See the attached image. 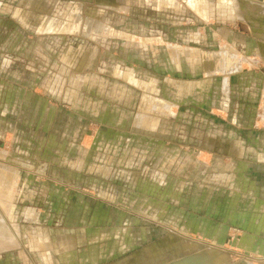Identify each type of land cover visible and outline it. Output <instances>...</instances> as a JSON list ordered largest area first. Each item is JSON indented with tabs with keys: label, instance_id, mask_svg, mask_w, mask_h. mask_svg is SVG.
Wrapping results in <instances>:
<instances>
[{
	"label": "rangeland",
	"instance_id": "374dc122",
	"mask_svg": "<svg viewBox=\"0 0 264 264\" xmlns=\"http://www.w3.org/2000/svg\"><path fill=\"white\" fill-rule=\"evenodd\" d=\"M99 1L0 0V264H44V251L31 242L50 228L77 230L79 264H115L135 256L138 264H183L196 257L200 263L213 259L215 251L228 264H264L233 245L244 233L231 211L237 202H227L224 192L251 190L244 180L249 177L241 164L245 159H239L245 155L203 149L214 132L226 146L234 125L198 120L212 113L208 95V107H176L170 100L181 91L170 79L196 74L166 73L135 58L134 44L124 41L122 54L115 41L104 40L117 35V27L127 39L132 37L125 32L144 33L145 27L165 38L163 44L185 47L197 42L191 34L200 30L210 50L227 47L228 34L246 39L250 49L260 41L262 26L255 19L264 18V0H188L186 5L158 0L156 13L144 11L148 0H133L135 8H103L104 33L87 38L81 28ZM78 4L82 19L71 31L69 19ZM54 21L61 23L60 33L51 28ZM44 25L51 30L42 31ZM135 49L145 55L147 46ZM156 50V61L164 65V48ZM252 58L255 62L244 60V68H264V55ZM243 86L236 87L240 99H226L227 111L214 113L252 114L264 132V93L251 99ZM255 102L258 114L247 105ZM235 124L243 130L255 123ZM73 133L79 135L76 142ZM234 139L264 145L262 134ZM189 243L197 251H188Z\"/></svg>",
	"mask_w": 264,
	"mask_h": 264
},
{
	"label": "crops",
	"instance_id": "0c3cea01",
	"mask_svg": "<svg viewBox=\"0 0 264 264\" xmlns=\"http://www.w3.org/2000/svg\"><path fill=\"white\" fill-rule=\"evenodd\" d=\"M28 3H34V2H43L45 3L46 0H27ZM50 3H55L57 0H47ZM133 0H100L98 2L99 9L96 11L89 10L88 18L85 19L81 32L83 35L87 38L94 37L95 33H97V36H100L99 33H104L103 30L100 28L101 23L99 24V21L107 22L104 18L105 10L103 8H117V10H122L124 8L120 7L122 5L127 6L126 9H129L130 6H134L135 3H132ZM135 2L137 0H134ZM133 1V2H134ZM139 1V0H138ZM148 5L144 8V11H149L156 13V3L158 0H148ZM182 4L186 5L188 0H179ZM92 4L97 6L96 3L92 2ZM140 8V6H138ZM39 8V7H37ZM83 5L78 4V10H76L75 15L72 17L70 16V21L74 22L70 25V30L74 26H76L77 22L79 21L81 17V11H82ZM101 8V9H100ZM135 8V6H134ZM191 10L187 7L186 11ZM80 11V13H79ZM125 11V10H124ZM145 11V12H146ZM193 11V10H192ZM29 14V13H27ZM123 15L125 12L122 13ZM149 15V13H147ZM30 16V14H29ZM32 17V16H30ZM168 17V16H167ZM74 18V19H73ZM215 18V17H213ZM73 19V20H71ZM257 20L264 28V18L262 19H255ZM254 20V21H255ZM23 22V21H22ZM124 21L118 20L117 25L124 24ZM251 23V25H254L251 21H248ZM25 23V22H24ZM27 24V23H26ZM125 25V24H124ZM48 26V25H47ZM47 26H43L42 31H50L51 29H48ZM51 28H54V32L58 31L57 33H60L61 31V23H57L56 21L51 22ZM261 28V32L257 38H259L260 41L257 42L253 47H249V42L244 39L242 41L241 39H238L236 36L234 39L228 34L225 36L226 41H228L229 45L227 47L222 48L220 45L218 51H216L214 48H208L205 44L207 36H204V34L199 30L192 32L191 36L195 37L197 39V44H193L192 46H179L174 45L172 43L170 44H163V41L165 38H157L156 31L153 32L150 29H146L144 27V30L146 32L141 33L138 32L136 34L135 32H125L126 30H122V32H125L131 35L132 39L124 38L126 34H123L120 36L121 30L119 27L116 29L117 35L115 36H105L107 42L113 43L115 41V44L118 52L125 53L126 45L124 44V41L130 42L133 45L132 52L133 56L136 58H139L140 60H143L145 65L148 66H155V68H164V71L169 73H177V74H184V72H190L193 74H196V77L194 78H185V79H173L171 78V86L173 87L175 84V89H177V86L180 87L179 92H176L175 97L171 98L170 100L175 102V105L183 106V105H195L197 104L199 107H208L209 102L205 100V97L211 98V107H212V113L210 115H198L200 118L198 120H202V122H207L208 118L210 120H213L214 122L221 121L222 124H225V122H231L232 130H229L228 137L230 140L228 141V144L226 146H223L221 144V136L217 133H211L207 135L205 143L203 144V149L209 150L210 152H215L216 150L223 149L224 152L232 153V154H244V158L239 159H245V162H242L243 164L242 168L246 169V175L249 177H245L246 185H249L251 182L252 188L249 191L248 187L246 186L245 191H230V192H224L228 195L230 198H227L226 201L234 200V203L237 202L235 207L231 210V205L228 209L232 211L235 215H237V223L241 230H243L244 233V239L238 238L233 243V245L238 249H245L247 250V253L252 256H256L258 259L263 258L264 259V145H254L251 143L247 144V141L241 140H235L234 138L237 137H246L247 139L250 138H258L262 134V137H264V132H262V128L258 127V120L256 116L253 118L252 114H245V117L243 115L239 116L237 114H231L229 116L224 115H218L214 112H223L228 109V104H226L227 101H230L231 98H239L241 96V93L237 92V85H241L243 83L244 90H247L246 97L251 98V96L254 95V93L261 91L264 93V68L262 67H255L254 69H246L244 68L245 61L249 60L251 62H255V58H252L255 56H261L264 55V30ZM68 30V31H70ZM87 30L89 33H87ZM67 30L65 29L64 32ZM67 31V32H68ZM72 31V30H71ZM75 31V30H73ZM229 31V30H227ZM106 33V32H105ZM214 33V32H213ZM234 33V32H233ZM189 32H186L184 37L186 36V42H189ZM236 34V33H235ZM164 36H166V33H164ZM167 37V36H166ZM102 39V38H101ZM158 40H162V44L158 45ZM183 41V38L181 39ZM213 40H215L213 38ZM167 41V40H165ZM185 41V40H184ZM137 44H145L147 46L146 51H144L146 54L141 55L140 51L136 50ZM203 44V45H202ZM122 49H120V47ZM242 46V47H241ZM157 47H163L164 52L166 54V63H163L164 65L158 63L156 61L155 55L157 52ZM246 48V49H245ZM108 49V48H107ZM100 51V50H99ZM245 51L247 53L245 54ZM255 52V53H254ZM100 54H103V51L100 52ZM179 54V58H178ZM252 54V55H250ZM101 56V55H100ZM141 56V57H140ZM250 56V57H249ZM84 58V57H83ZM258 58V57H257ZM257 62V61H256ZM117 67V71H118ZM121 72L124 70V65L121 66ZM161 70V69H160ZM153 77H144L141 79H144L147 82H150V80ZM202 78V79H201ZM133 80V78L131 77ZM130 79V80H131ZM194 79V80H191ZM121 85L123 81L120 82ZM180 85H177L179 84ZM150 89V88H148ZM211 89V93L210 92ZM117 90H121V88H117ZM207 90V91H206ZM178 91V90H177ZM194 91L195 93H192ZM208 92V94H207ZM257 93V94H258ZM261 93L260 97L263 95ZM195 96V102H190V97L192 98ZM211 96V97H210ZM194 98V97H193ZM180 99V100H179ZM227 99V101H226ZM179 100V102H178ZM193 100V99H192ZM186 102V103H185ZM263 103V102H262ZM206 104L208 106H206ZM247 105H250L249 107L256 108V113L258 114V110H260V105L257 107V103H250ZM204 109V108H203ZM227 111V110H226ZM106 113H108L106 111ZM228 113V112H227ZM206 117L207 120H206ZM203 118V119H202ZM235 122H245V123H255L254 125L246 126V128H242L241 130L239 127H235ZM241 127V126H240ZM240 134V135H239ZM79 137L77 133H73L70 138L76 142V139ZM100 143V142H99ZM104 145V143H102ZM106 145V144H105ZM108 146V145H107ZM55 147V146H54ZM225 147V148H224ZM203 150V151H204ZM77 152V151H75ZM237 156H234L236 159ZM104 166H100L102 168ZM106 169V167H104ZM254 187V188H253ZM222 190V189H221ZM220 190V191H221ZM248 190V191H247ZM220 193H223L222 191ZM221 200V199H219ZM229 206V205H228ZM77 230L76 229H70V228H50L48 231H41L37 232V236H35L31 242L33 247L43 250L42 252V258L44 264H79L80 260L77 257V253L74 252L77 245L80 244L78 242ZM9 241H7L8 243ZM242 244H244L242 246ZM172 247V246H171ZM188 251L190 249H193L192 251H197V245L194 243H189L187 246ZM171 248H166L170 251ZM23 259V258H22ZM126 260H129V264H138L140 260L137 256L134 258H127L123 259L120 262H117L115 264H122L125 263ZM189 260V259H188ZM133 261V263L131 262ZM138 261V262H137ZM187 261V260H186ZM197 261H200L199 258H197L194 263L189 264H206L204 261L201 260L200 263ZM264 261V260H263ZM86 262V261H85ZM122 262V263H121ZM93 264V263H92ZM183 264H188L184 261ZM209 264V263H208ZM228 264V263H227Z\"/></svg>",
	"mask_w": 264,
	"mask_h": 264
},
{
	"label": "bare ground",
	"instance_id": "6f19581e",
	"mask_svg": "<svg viewBox=\"0 0 264 264\" xmlns=\"http://www.w3.org/2000/svg\"><path fill=\"white\" fill-rule=\"evenodd\" d=\"M2 243L5 245V246H8L9 244H10V241L7 243V239H4L3 241H2ZM205 254V255H204ZM201 255H203L204 257L206 256L207 258L210 256V254H209V252H202L201 253ZM198 257H196V259H197ZM194 261L195 260H192V259H189V260H187V261H185L186 263H194ZM205 261V260H204ZM206 262V264H227V263H229V259H227V258H224V257H222V256H220L219 254H218V252H214V258L213 259H211L210 257H209V260H207V261H205Z\"/></svg>",
	"mask_w": 264,
	"mask_h": 264
}]
</instances>
